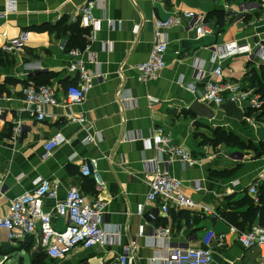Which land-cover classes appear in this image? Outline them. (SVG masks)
<instances>
[{
    "label": "crops",
    "instance_id": "1",
    "mask_svg": "<svg viewBox=\"0 0 264 264\" xmlns=\"http://www.w3.org/2000/svg\"><path fill=\"white\" fill-rule=\"evenodd\" d=\"M88 1L20 0L17 11L5 15L6 1L0 0V217L8 212L13 200L33 191L40 181H58L57 198L46 200V211L52 212L70 189H77L90 201L99 197L106 202V222L119 236L115 244L88 250L77 248L66 260L54 264H117L133 240H137V250L129 264H164L168 243L171 247L209 249L213 253L212 264H257L260 250L244 248L237 241L240 232L228 225L221 213L248 210L244 202L249 197L248 186L260 178L264 156L257 158L253 151L224 144L215 146L206 142V137L220 129L237 135L246 144H262L263 113L256 115L253 128L241 104L217 107L204 103L214 118H199L190 111L195 101L200 102L199 96L188 86L194 82L198 67L202 68L199 89L212 79L216 58L225 44L264 46V0H103L93 11L97 23L86 27L82 10ZM241 6L249 15L245 21L234 22L227 10ZM190 11L205 14L213 33L198 40L189 20L165 30L169 46L167 67L155 81L143 85L136 68L149 57L154 23ZM63 19L68 26L80 22L89 30L87 41L94 39L90 49L77 59L65 50L70 34L40 31ZM24 32L29 33L24 48L14 53L3 50ZM75 60H82L91 73L102 78L94 81L82 103L48 107L46 120L38 121L34 108L24 99L23 87L31 82L50 86L56 98L63 99L67 88L76 83L68 71ZM261 61L247 56L228 59L222 62L223 78L256 91L251 87L250 72L254 68L259 71L264 65ZM150 98L158 102L152 103ZM80 115L86 118L84 124L72 121ZM17 123L23 133L15 140ZM160 127L190 152L195 160L193 166L179 159L164 164L167 156L150 148L148 139ZM56 133H62L67 143L48 155L45 145ZM89 137L94 141L88 143ZM92 159L97 160L100 186L81 172V165ZM154 160L182 181L188 197L209 206L220 217L204 215L200 209L187 211L175 207L166 217L158 213L159 206L146 205V213L154 210L159 214L156 226L170 228V238H137L138 228L144 222L136 214L137 206L146 202L150 192ZM54 224L59 229L65 227L60 218L54 217ZM34 239L11 241L9 232L0 229L2 263L9 264L7 260L18 255L23 264H32L37 253Z\"/></svg>",
    "mask_w": 264,
    "mask_h": 264
},
{
    "label": "built area",
    "instance_id": "2",
    "mask_svg": "<svg viewBox=\"0 0 264 264\" xmlns=\"http://www.w3.org/2000/svg\"><path fill=\"white\" fill-rule=\"evenodd\" d=\"M6 14L17 11V2L20 0H5ZM36 1V0H21ZM103 0H89L82 10L83 23L86 27L94 26L97 21L93 11L98 2ZM234 10L229 8L227 13L234 22L245 21L249 15L243 6ZM182 20H189V27L195 32L198 40L213 33L212 28L206 21L205 14L197 12H185L178 18L167 20H157L154 23V39L152 49L147 61L137 66L139 80L143 85L155 81L160 73L166 69V54L168 42L165 39V30L180 24ZM29 33L24 32L19 37L9 41L3 48L7 53H14L24 48L27 44ZM90 38L84 51L72 50L69 52L75 59L83 52L90 49L93 42ZM247 56L250 60L258 57L264 64V46L256 44L251 47L248 44L232 42L225 44L223 50L218 55V63L212 72L210 79L203 89L198 88V83L202 79V68H197L193 83L188 86L192 93L199 96L202 103H208L221 107L226 103H239L243 106L247 114V120L251 127L256 128V115L263 113L264 101L254 90L244 89L241 85L225 81L223 78L224 69L222 62ZM69 73L74 75L76 83L71 84L63 99L56 98L55 90L50 86L29 83L22 89V94L26 103L34 108V114L38 121H44L48 117L46 108L48 107H70L82 103L86 96L94 87V81L101 79L100 74L91 73L82 60H75L69 68ZM150 102L157 103L158 100L150 98ZM2 111L0 110V116ZM72 121L84 124L85 116L80 115L72 118ZM22 127L17 123L14 128L15 140L21 137ZM94 138L89 137L87 142H93ZM67 143L62 133H56L45 145V150L49 154ZM148 144L157 154L167 156L164 164H171L175 159H179L183 164L193 166L195 160L190 156V152L182 145L176 143L164 128H156L152 137L148 139ZM264 159V157H263ZM150 181V192L146 197V202L137 206L136 214L144 218V222L138 228L137 238L166 239L169 240L171 230L168 227L156 226L155 221L159 214L168 216L171 207L179 210L194 211L200 209L201 213L212 218L220 215L207 205L195 202L183 191L182 181L173 177L168 171H164L157 161ZM97 160L92 159L81 165V172L86 177H92L100 186L102 183L97 174ZM264 181V166L260 171V178L248 186V194L258 202V188ZM239 186V181L235 182ZM60 183L58 181L42 180L33 191L25 192L22 196L13 200L8 207V212L0 217V229L9 232L11 241L24 240L33 237L34 249H43L47 259L57 263L67 259V257L77 248L84 250L92 249L106 244H115L119 236L117 230H113L106 222L107 204L101 198L88 200L79 190L70 189L66 198L62 202L56 203L52 212L45 210L46 200L56 199ZM198 191L201 190L197 187ZM2 187L0 186V193ZM146 205H154L158 208V215L154 210L146 213ZM54 217L63 219L65 227L59 229L54 224ZM221 240V238H220ZM237 241L246 249L258 248L260 257L257 264H264V228L254 226L248 232L239 233ZM137 250V240L131 241L126 246L123 254L119 257L117 264H129L132 254ZM213 253L209 249H197L191 247H171L168 243V251L164 264H212Z\"/></svg>",
    "mask_w": 264,
    "mask_h": 264
},
{
    "label": "trees",
    "instance_id": "3",
    "mask_svg": "<svg viewBox=\"0 0 264 264\" xmlns=\"http://www.w3.org/2000/svg\"><path fill=\"white\" fill-rule=\"evenodd\" d=\"M41 32L56 33L57 35L70 34L69 40L66 43L65 50L70 52L73 49H80L84 51L87 46L86 36L89 34L88 28L82 27L78 22L75 25L68 26L65 19L61 20L56 26H45L40 29ZM251 87L254 88L262 100H264V65L259 67V71L255 68L250 72ZM75 83V82H74ZM40 86V85H37ZM264 116V107L263 114ZM206 142L212 145H227L233 146L241 151H253L257 154V158L264 156V149L261 151L254 145L244 143L241 139L233 134L223 130H215L212 133V137H206ZM264 148V143L259 144ZM227 172L224 173V175ZM249 195V194H248ZM257 201L250 195L244 202L248 206V210L244 213H237L234 211H227L221 213L223 220L230 226L236 228L240 233L250 231L254 226H260L264 228V182L259 185ZM31 245V241L28 242V246ZM23 248V247H22ZM23 250L26 251L25 248ZM54 264L47 259V256L43 249H38L35 256L32 258V264Z\"/></svg>",
    "mask_w": 264,
    "mask_h": 264
},
{
    "label": "water",
    "instance_id": "4",
    "mask_svg": "<svg viewBox=\"0 0 264 264\" xmlns=\"http://www.w3.org/2000/svg\"><path fill=\"white\" fill-rule=\"evenodd\" d=\"M190 111L199 118L212 119L214 118V113L211 109L204 103L195 101L191 107Z\"/></svg>",
    "mask_w": 264,
    "mask_h": 264
},
{
    "label": "rangeland",
    "instance_id": "5",
    "mask_svg": "<svg viewBox=\"0 0 264 264\" xmlns=\"http://www.w3.org/2000/svg\"><path fill=\"white\" fill-rule=\"evenodd\" d=\"M264 101V100H263ZM251 145H254L257 149H260L261 151L264 149L263 147H261V146H259L258 144L256 145L254 142L252 143L251 142ZM256 157H257V154H256ZM263 183V182H262ZM3 258L2 257H0V264H4V263H2L3 262ZM10 260V261H9ZM9 260H7V262H11V263H9V264H23L20 260H19V258H18V255L16 256V257H14V259H9ZM50 264H52V263H50Z\"/></svg>",
    "mask_w": 264,
    "mask_h": 264
}]
</instances>
